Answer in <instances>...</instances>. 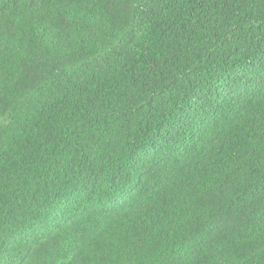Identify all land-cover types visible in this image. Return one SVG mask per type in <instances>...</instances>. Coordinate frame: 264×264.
Segmentation results:
<instances>
[{
  "label": "trees",
  "instance_id": "16d2710c",
  "mask_svg": "<svg viewBox=\"0 0 264 264\" xmlns=\"http://www.w3.org/2000/svg\"><path fill=\"white\" fill-rule=\"evenodd\" d=\"M0 264H264V0H0Z\"/></svg>",
  "mask_w": 264,
  "mask_h": 264
}]
</instances>
